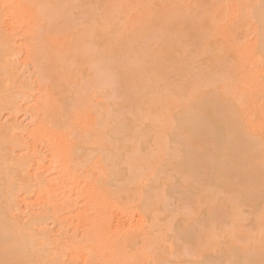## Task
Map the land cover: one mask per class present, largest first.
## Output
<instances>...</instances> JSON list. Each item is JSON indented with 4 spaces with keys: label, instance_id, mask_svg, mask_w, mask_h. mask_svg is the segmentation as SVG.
<instances>
[{
    "label": "bare ground",
    "instance_id": "1",
    "mask_svg": "<svg viewBox=\"0 0 264 264\" xmlns=\"http://www.w3.org/2000/svg\"><path fill=\"white\" fill-rule=\"evenodd\" d=\"M53 1L15 0L14 17L28 21L27 27L37 39L56 38L52 27L42 26L56 4ZM60 1L62 6H56L62 8L65 3L69 8L58 10H66L67 16L75 13L72 7L86 9L88 27L81 34L103 42L95 41L103 45L101 57L105 63L101 70L113 76L123 100L112 102L110 109L104 106L103 111L89 108L93 114L89 110L86 138L77 133L67 137L68 125L73 124L63 100L53 107L48 103L40 131L49 135L55 163L60 154L64 159L70 154L72 159V165L69 160L66 167L69 178L64 177L63 169L52 178L54 181L49 180L48 190L43 186L48 179L39 174L38 179L23 177L29 159L13 156V147L23 148V141L14 140L15 136L10 140L0 123V264H264V77L261 68H256L255 53L257 48L264 56V0H258L255 7L258 36L249 44L243 41V23L233 25V21L215 22L214 38L206 43L203 31L197 28L201 23L198 26L195 11L153 15L151 26L156 31L143 28L133 31L126 40L123 30L104 18L111 0ZM130 2L150 13V0ZM4 3L0 0V78L11 62L5 56L12 52L1 27ZM230 5L232 16L240 18L236 2ZM192 43L197 44L196 53L203 55L202 61L187 53L186 46ZM230 52L239 60L231 62ZM174 74L180 78L177 83ZM228 80L234 81L235 90L226 86ZM2 81L0 111L16 94L5 95ZM239 89L247 91L245 98L237 92ZM74 108L73 120L81 122L78 118L87 108L79 103ZM143 110L161 118L144 120ZM156 123H167L162 127L165 136L157 134ZM97 133L103 137L100 143L90 137ZM56 135L60 139L52 140ZM132 137L133 142L137 139L134 145L127 142ZM98 153L101 169L89 172ZM81 156L89 163L91 169L87 171L93 178H81L85 187L79 184L80 189L73 194L74 186L69 183L81 181L84 173ZM75 178L78 181L74 182ZM66 185L71 189L65 190ZM37 186L40 205L32 211L30 220L22 223L15 198ZM160 189H164L163 194ZM191 204L190 217L186 207ZM161 215L165 217L161 219ZM168 217L171 224L161 243L159 225ZM241 217L258 228L257 240L243 224L234 223ZM49 221L61 226L59 234L50 233ZM67 226L79 231L82 238L76 239L78 235L65 230ZM187 246L197 260L180 259Z\"/></svg>",
    "mask_w": 264,
    "mask_h": 264
},
{
    "label": "rangeland",
    "instance_id": "2",
    "mask_svg": "<svg viewBox=\"0 0 264 264\" xmlns=\"http://www.w3.org/2000/svg\"><path fill=\"white\" fill-rule=\"evenodd\" d=\"M4 1L5 3L3 4V7H1L2 14L4 15L3 17L4 20L2 21L1 27H2L3 33L5 34V40L11 42L10 45L12 44L11 45L12 48L9 50V53L10 51L12 52L10 53L11 55L5 56V59L6 57L7 58L10 57L8 59L9 60L11 59L10 60L11 62L8 64V70L4 71L3 73L4 75L1 74V78H4L3 79L4 81H2V79L0 78V80L3 82V84L1 83L2 84L1 90L5 93V95L11 92L12 93L15 92L16 94L10 99L11 104H7L6 106L4 105L5 107L2 109V111H0V123L4 127L5 132L8 135L10 140L12 137L14 138L15 136L14 140L16 138L17 140L18 138H20L19 141L21 140L23 141L22 146L24 149L20 146L13 147V150H14L13 156H15L16 159L17 158L18 159L23 158L24 160L29 159V163H27L28 165L26 166L27 168L25 167L26 169H24L23 171L24 172V174H22L23 177L24 178L27 177V179L29 177L30 179H38L39 178L38 174H39L40 178L43 177L45 178V180L48 179L46 180L47 182L45 183V185H43L45 186L44 188L48 190L46 186H48L49 180H53L52 179L53 177H57L60 173L63 172L66 174V175L64 174L65 175L64 177L67 176L66 178L67 179L69 178L68 170L66 167L70 165L68 161L70 160L71 162L72 160L70 154L68 155L70 159H67L68 157H65L64 159L63 154L62 155L60 154L59 157L61 156V158L63 159L61 160L59 159L60 161H58L57 158L59 157H57L55 158L57 161L55 163L53 160L54 154L51 153L50 147H49L51 146L49 144L50 142L48 139L49 135L48 136L47 134L45 135L44 130L40 131L42 129L41 121H44L45 114H47L48 103L51 102L50 104L52 106V105H57L55 104L57 102L61 103L60 101L63 100V102L66 103L64 104L65 106L63 107L64 108L66 107L65 111L68 110L67 111L68 113L66 112V114L67 116H70L68 118H71V122L73 124L71 125L73 127H70V125H68L69 129L67 128L66 130L67 137H72V135H74L75 133H77V135L85 137V136H88V134H85L87 131L85 128L86 126H89V122L91 120V118L89 120V117L91 116L90 112L91 114H93L91 111L92 109L90 110L89 108H94V110L99 109V111L101 110L103 111L104 106H105L106 108L110 109L112 108V104H111L112 102H121L123 100V97L120 95L121 90L119 89V86L117 85L113 76H111L110 73H108V75L110 76H107L108 71H105L106 73H104V71L101 70L104 68V63H105V60H103L104 58L101 57L103 56V54L101 53V51H103L102 50L103 45L100 44L101 45L100 46L98 44L99 45L98 46L96 45V43L98 42L103 43V42H100V39L98 40V38L96 37L94 38L93 36H84L81 34V32L84 31L83 29L86 30V28L88 27L87 23L85 22V19L88 17V13L86 12V9H83L84 7L82 9L81 7H78V8L72 7V8H75L73 9L75 13H73L72 12L73 10H72L71 12L73 14H70L71 16H67L64 13L66 12V10H64V12L60 11L63 7L66 9L69 8V7L67 8V6L66 7L64 6L65 1L63 2L64 4L62 8H59L62 6V3H60L61 2L60 0L53 1V3L56 2V4L54 3L53 4L54 6L52 5L53 10L50 11L51 13L50 16L48 17L45 16L47 18H45L44 21L46 19L47 20L45 22L43 21L44 23L42 24V26L46 24L49 28L52 27V29L55 30L56 38L51 39V37H44V40H43L42 37L40 36L38 37L39 39H37L36 36H33V33L29 30V27H27L29 26L28 21H25V19L20 17L19 18L20 22H19L18 18L14 17L15 15L13 14V10H12L14 4L12 3L15 0H4ZM232 1L236 2L238 6L237 8V10L239 11L238 17L240 18H237V16L233 17L231 14L233 13L232 6L230 5ZM232 1H228V0H150V3L149 2L147 3L151 6V8L149 9L150 13H148L146 11L142 12L141 10L136 9L135 6L131 4L130 0H111L110 2L112 4H110L109 2L111 6L110 7L108 6L110 9L107 11V13L105 12L106 14H104L105 15L104 18L106 19L108 18L109 25L114 24L115 27L121 28V30H123V33H122L123 36L124 37L128 36L126 40H129L130 39L129 35L133 31H138L143 28L149 29L152 27L151 17L153 15L160 14L161 16V15H165L166 13L188 14L192 11H195L197 13V16L195 14L196 18L198 17L199 18L198 20H200L198 22V26H200L199 24L201 23V26L197 28L199 29V31L200 29L203 31V32L201 31L200 32L202 34L204 33L203 35H204V38H206V41H205L206 43L214 38L212 29L214 28L215 22L216 24H227L230 21H233V25H237L238 23H241V22L243 23L244 25L243 26L244 28L243 41L249 44L252 41H254L258 36L257 35V19L255 16V11H256L255 7L259 1L258 0H232ZM67 2L69 4V0H67ZM97 4L100 5L99 2H97ZM56 5L57 6L59 5L58 8L60 10H58ZM108 7L106 9H108ZM56 8L58 11H56ZM94 8L96 10L98 9V7H94ZM155 11L157 12L155 13ZM56 12H60V13H56ZM68 12L70 11H67V14H69ZM100 13L102 14L104 12L101 11ZM55 14H57L58 16H56ZM106 15H109V16L107 17ZM88 19L89 17L87 18V20ZM111 27H114V26H111ZM152 28L156 31L154 27ZM92 38H94L95 40ZM95 41L97 42L95 43ZM38 42L40 46L39 44H37ZM88 42L91 44V46ZM94 43L96 47H94ZM131 43L133 44V42ZM144 44H146V42ZM194 45H197V44L192 43L191 45L186 46V49H188L187 53L189 52L188 54L195 56L197 62L202 61L203 55L197 56V53H196L197 48ZM98 47H100L101 49L100 51ZM43 48L45 51L43 50ZM95 48H97V50ZM13 49L14 50L16 49V50L13 51ZM37 49L38 50L41 49L39 50L41 53ZM89 49L92 50V52L91 51L90 52L91 54L94 53L93 55L88 53L87 50ZM255 50H256L255 53L257 56L256 68L258 67L261 68L260 70H262L263 77H264V56L258 53L257 48ZM9 53L7 51V54ZM88 54L91 56L89 57ZM95 55L96 56L100 55V56H98L97 58ZM230 55L228 56L232 58V60H230L231 62L235 61L236 59L239 60V58L235 57L236 55L234 53L230 52ZM99 58L101 59V61ZM8 59H7V63L9 61ZM46 59L47 61H45ZM103 61L104 63H102ZM200 64L202 65V62H200ZM101 65L102 67H100ZM227 69L229 70V68ZM102 76H107V78L105 79ZM179 79L180 78L178 75L176 74L173 75V80L175 83H177ZM227 84L228 85L226 86H228L229 89L231 88V90L233 89L235 90L233 80H228ZM237 92L244 98L247 95V91L243 92L242 89L237 90ZM60 96H62L63 98H61ZM76 97L78 98V100ZM74 100L76 103L81 104L83 108H87L86 109L87 111L85 113L83 112V110L81 112V114H84V115L86 114L88 120L86 116L84 115L83 116L86 118L87 121L83 119L84 118L83 116L80 117L81 119L78 118L79 121L82 120L81 122H78V120L76 119H75L76 121L73 120V114H74V111L76 110L74 108V105L76 104V103L74 104ZM94 110L93 112L95 114ZM143 111H144V115H143L144 120H152V119L158 120L161 118L160 116L151 113V111H145V110ZM64 113L65 112L63 111V116L65 115ZM84 121H86L87 124L86 122L83 123ZM74 122L75 123L77 122L78 125L77 124L74 125ZM136 124H139V121H137ZM136 124H135V128L137 129L138 125ZM166 124L167 123H156L157 131H159V133L157 134H159L162 137L165 136V132L162 130V127ZM139 129H140V126L138 127V130ZM97 134L96 136L94 134L93 135L90 134V137L93 136L92 137L94 139L93 141L100 143L103 137L101 136L100 133H97ZM58 136L56 135L57 137L56 140L55 138L52 137V140L53 139L54 141L59 140L60 137L58 138ZM40 137H41V140H40ZM92 138L88 140H92ZM134 138L133 137L131 138L132 141H130L131 140L130 138H129L130 140L128 139V141L127 140L126 141L129 143L131 142L132 145H134V143H136V140H137L136 139L133 142ZM99 156H100L99 153L96 154V157L92 161V164H94L93 166L94 169L92 168L93 169L92 170L89 167L91 169L89 172L92 171L95 173L96 171L97 173L101 169V162L99 161ZM62 160L63 161L65 160V161L63 162ZM81 160H82V162L80 163L81 171L84 172L83 175L79 177L81 181H78V179L75 178L74 182L76 180L79 182V183L75 182V184L77 185L76 187V185L73 182L68 180V182H71L69 183L71 187L73 188L74 186V188L71 189L70 185H66L65 187V190L67 188L73 191L75 190L74 192L68 190L70 192H73V194H75L76 191L79 190L83 184L84 186L82 187H85L86 183L82 179H84L86 175H87L86 178L89 181L93 178V175L91 178V173H88L87 171L89 170V168L87 167L89 166V163L87 165L83 161L82 156H81ZM66 161L68 164L65 163ZM58 162L60 163L63 162V164L64 165L66 164V166L62 168L61 170H59L64 165H61ZM71 165H72V162H71ZM65 168L67 172L66 170L62 171ZM21 170L19 172H22ZM144 170L145 168H143V172H146V170L145 171ZM140 171H142V169ZM142 175H144V173H142ZM79 184H81V186ZM39 188L40 187L37 186V187L32 188L33 190V191L31 190L32 192L30 191L27 193H23V192L18 193L17 197L15 198L14 203L16 205V208H18L17 211H18L19 220L22 223H27L32 217V211L40 205L36 199L37 195L40 193V192L37 193L39 191ZM62 190H64V188H62ZM163 190L164 189L161 190L160 192L161 194L164 193L162 192ZM60 191L58 190L56 192L59 193ZM192 205L193 204H191V206L189 205L190 207L186 205L187 206L186 209L189 212V214L188 212L186 213L188 216L192 214L191 212L193 210L191 208ZM190 208L192 210H190ZM186 209L184 211H187ZM160 217L162 219L165 216L161 215ZM135 218H138V217L135 216ZM169 221L171 220H169V217H168L167 219H163L159 225V232H160L159 238L161 239V243L164 242L165 238L168 235L167 229H169L168 227L171 224L169 223ZM234 223L243 224L247 229H249L250 232H252L251 238L254 240L258 239L259 230L258 228L253 226V223H251L248 219L242 218V217L236 218L234 220ZM47 227L50 230V233L53 235L59 234L62 229L61 226L57 222H53V221H49V224ZM66 229H68L67 231H69V233L71 234L75 233V235H78L76 239L82 238V235L78 234L79 231H75L72 226H67L65 227V230ZM80 231H81V227H80ZM165 245H167V242L165 243ZM190 250L191 249L189 248V246H187L185 251L181 253L182 255H180L181 256L180 259H186V260H191V261L197 260L198 258L195 255H193V253H190L192 251Z\"/></svg>",
    "mask_w": 264,
    "mask_h": 264
}]
</instances>
